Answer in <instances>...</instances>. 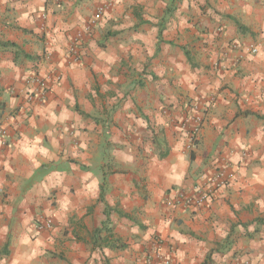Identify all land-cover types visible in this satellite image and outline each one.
Returning <instances> with one entry per match:
<instances>
[{
  "label": "crops",
  "instance_id": "crops-1",
  "mask_svg": "<svg viewBox=\"0 0 264 264\" xmlns=\"http://www.w3.org/2000/svg\"><path fill=\"white\" fill-rule=\"evenodd\" d=\"M0 127V264H264V0H0Z\"/></svg>",
  "mask_w": 264,
  "mask_h": 264
},
{
  "label": "built area",
  "instance_id": "built-area-1",
  "mask_svg": "<svg viewBox=\"0 0 264 264\" xmlns=\"http://www.w3.org/2000/svg\"><path fill=\"white\" fill-rule=\"evenodd\" d=\"M100 8L96 16L102 12ZM80 40V36L75 39L73 44H70L68 47V55L71 60L76 61L79 58V53L77 49V43ZM251 52H256L255 47L250 48ZM46 56L49 54L46 53ZM57 81L60 79V75H57L55 78ZM52 76L50 73L40 74L36 71H33L25 84L24 95L26 101H31L33 99L37 101H45L51 86ZM205 110H198L194 107L190 109V112L194 114L190 117L193 122V126L190 130V136L193 139H196L199 134V130L202 126L205 117ZM6 131L4 127H0V137H4ZM4 142V141H3ZM228 175L221 169H216L210 175L198 174L195 181L188 188H176L171 190L170 196L163 198V203L173 209H178V211H190L196 209L197 207L204 205L210 200H213L218 191L222 188H225L229 181ZM36 227L38 230L50 229L52 228V220L50 218L40 219L36 222ZM161 239L155 238L153 244L143 255V264H170L171 261L167 258L161 248ZM244 264H249L245 262Z\"/></svg>",
  "mask_w": 264,
  "mask_h": 264
},
{
  "label": "trees",
  "instance_id": "trees-1",
  "mask_svg": "<svg viewBox=\"0 0 264 264\" xmlns=\"http://www.w3.org/2000/svg\"><path fill=\"white\" fill-rule=\"evenodd\" d=\"M96 233H97V231H96ZM101 241H103V240H101ZM104 241H107V240H106V239H104ZM110 246H113V245L111 244ZM119 246H123V245L121 244V245H119Z\"/></svg>",
  "mask_w": 264,
  "mask_h": 264
}]
</instances>
